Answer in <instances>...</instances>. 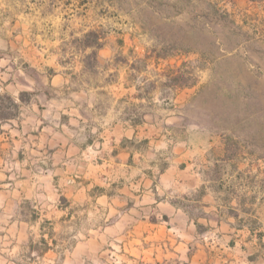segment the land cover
Masks as SVG:
<instances>
[{"label":"rangeland","instance_id":"1","mask_svg":"<svg viewBox=\"0 0 264 264\" xmlns=\"http://www.w3.org/2000/svg\"><path fill=\"white\" fill-rule=\"evenodd\" d=\"M13 85L0 264H264V0H0Z\"/></svg>","mask_w":264,"mask_h":264},{"label":"crops","instance_id":"2","mask_svg":"<svg viewBox=\"0 0 264 264\" xmlns=\"http://www.w3.org/2000/svg\"><path fill=\"white\" fill-rule=\"evenodd\" d=\"M50 80L53 81V85L57 86L58 72L54 73ZM13 86L15 90L11 95L14 99V111L12 114L0 116V133L6 132V130H46L45 109L41 108L44 104L41 102V96H39L41 91L38 89L40 93L33 95L34 97L38 95L37 99L31 98L28 92L29 97L21 100L20 94L27 92V90L16 85ZM42 95L46 99V93L43 92Z\"/></svg>","mask_w":264,"mask_h":264},{"label":"trees","instance_id":"3","mask_svg":"<svg viewBox=\"0 0 264 264\" xmlns=\"http://www.w3.org/2000/svg\"><path fill=\"white\" fill-rule=\"evenodd\" d=\"M250 1L254 2V1H263V0H250ZM20 99H21V94H20ZM4 103H7V105L4 104ZM8 105L13 106L14 105V101L12 100V98L10 96H8L6 94H2L0 96V116H4L5 115V113H3L1 111H2L3 107H7Z\"/></svg>","mask_w":264,"mask_h":264}]
</instances>
